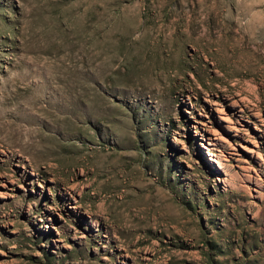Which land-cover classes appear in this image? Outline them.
Returning <instances> with one entry per match:
<instances>
[{
    "label": "rangeland",
    "instance_id": "rangeland-1",
    "mask_svg": "<svg viewBox=\"0 0 264 264\" xmlns=\"http://www.w3.org/2000/svg\"><path fill=\"white\" fill-rule=\"evenodd\" d=\"M0 264H264V0H0Z\"/></svg>",
    "mask_w": 264,
    "mask_h": 264
},
{
    "label": "bare ground",
    "instance_id": "bare-ground-1",
    "mask_svg": "<svg viewBox=\"0 0 264 264\" xmlns=\"http://www.w3.org/2000/svg\"><path fill=\"white\" fill-rule=\"evenodd\" d=\"M241 99H243V98H241ZM241 100H239V102H240ZM231 105H233V106H240L241 104L240 103H238V99H237V101L236 100H233L232 102H231ZM243 107V106H242ZM244 108H242L241 110H243Z\"/></svg>",
    "mask_w": 264,
    "mask_h": 264
}]
</instances>
